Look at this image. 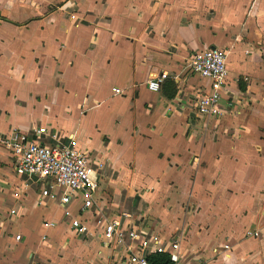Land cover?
Listing matches in <instances>:
<instances>
[{
	"label": "crops",
	"instance_id": "0c3cea01",
	"mask_svg": "<svg viewBox=\"0 0 264 264\" xmlns=\"http://www.w3.org/2000/svg\"><path fill=\"white\" fill-rule=\"evenodd\" d=\"M209 48L228 68L216 123L196 113L210 82L188 66ZM40 126L101 165L106 215L179 234L178 264H264V0H0V135L52 144ZM40 198L0 145V264H127Z\"/></svg>",
	"mask_w": 264,
	"mask_h": 264
},
{
	"label": "built area",
	"instance_id": "2783aa9c",
	"mask_svg": "<svg viewBox=\"0 0 264 264\" xmlns=\"http://www.w3.org/2000/svg\"><path fill=\"white\" fill-rule=\"evenodd\" d=\"M188 66L191 73L210 82L207 91L202 89L195 95L196 113L207 123L218 122L225 113L221 105V89L228 76L226 53L218 48L195 52L190 56ZM167 76L162 71L154 72L147 80L148 90L158 92ZM119 91L114 89L113 93ZM33 133L37 138L47 135L54 142L47 145L20 130H11L7 135H0V145L12 157L15 174L36 184L41 196L39 203L45 199L58 200L62 207V222L69 230L78 236L94 233L104 243L120 247L127 264H150L148 257L151 254H167L173 264L179 263V234L162 238L156 233H145L130 226V215L125 212L113 217L106 215L96 200L101 165L86 152L60 144L56 134H48L46 126L34 129ZM110 205H115V202L110 201ZM74 209L78 216L73 214ZM89 211L91 219L81 221L79 213ZM10 214H15V211L10 210ZM54 224L45 223L47 227ZM246 235L257 237L258 232L247 231ZM19 239L20 235H16L15 240ZM223 248L229 250V245Z\"/></svg>",
	"mask_w": 264,
	"mask_h": 264
},
{
	"label": "trees",
	"instance_id": "16d2710c",
	"mask_svg": "<svg viewBox=\"0 0 264 264\" xmlns=\"http://www.w3.org/2000/svg\"><path fill=\"white\" fill-rule=\"evenodd\" d=\"M150 264H173L167 254H152L148 257Z\"/></svg>",
	"mask_w": 264,
	"mask_h": 264
},
{
	"label": "rangeland",
	"instance_id": "374dc122",
	"mask_svg": "<svg viewBox=\"0 0 264 264\" xmlns=\"http://www.w3.org/2000/svg\"><path fill=\"white\" fill-rule=\"evenodd\" d=\"M49 203H48V207H46L44 210L46 211V210H49V211H52L53 210V208H51V204H54L53 202H51V201H48ZM16 227H18V225L16 224ZM62 231H60V233H59V236H60V238H59V240H61V235H62V233H61ZM64 234H66V233H64Z\"/></svg>",
	"mask_w": 264,
	"mask_h": 264
}]
</instances>
